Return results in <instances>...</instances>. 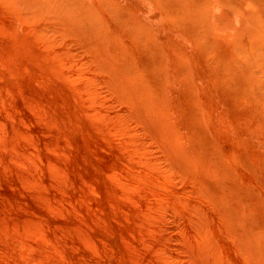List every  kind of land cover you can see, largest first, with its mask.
<instances>
[{
    "label": "rangeland",
    "instance_id": "obj_1",
    "mask_svg": "<svg viewBox=\"0 0 264 264\" xmlns=\"http://www.w3.org/2000/svg\"><path fill=\"white\" fill-rule=\"evenodd\" d=\"M0 264H264V0H0Z\"/></svg>",
    "mask_w": 264,
    "mask_h": 264
}]
</instances>
